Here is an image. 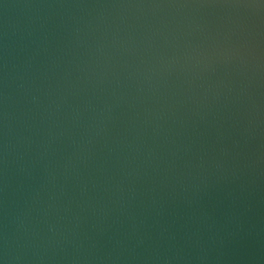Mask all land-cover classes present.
I'll return each mask as SVG.
<instances>
[{
  "label": "water",
  "instance_id": "obj_1",
  "mask_svg": "<svg viewBox=\"0 0 264 264\" xmlns=\"http://www.w3.org/2000/svg\"><path fill=\"white\" fill-rule=\"evenodd\" d=\"M0 264H264V0H0Z\"/></svg>",
  "mask_w": 264,
  "mask_h": 264
}]
</instances>
